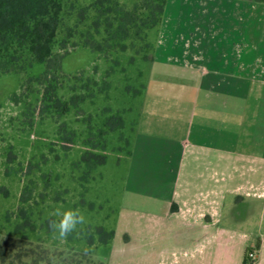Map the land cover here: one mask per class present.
<instances>
[{
	"label": "crops",
	"instance_id": "crops-1",
	"mask_svg": "<svg viewBox=\"0 0 264 264\" xmlns=\"http://www.w3.org/2000/svg\"><path fill=\"white\" fill-rule=\"evenodd\" d=\"M159 28L127 208L171 229L161 264H264V3L168 0Z\"/></svg>",
	"mask_w": 264,
	"mask_h": 264
},
{
	"label": "rangeland",
	"instance_id": "rangeland-1",
	"mask_svg": "<svg viewBox=\"0 0 264 264\" xmlns=\"http://www.w3.org/2000/svg\"><path fill=\"white\" fill-rule=\"evenodd\" d=\"M123 1L132 6L138 0ZM76 22L75 15L66 17L69 25ZM90 23L88 20L78 29L86 30ZM159 29L149 31L148 40L153 46ZM64 36L65 28L61 27L55 46V52L64 54L58 94L63 99L85 94L82 114L74 107L60 118L51 113L43 117L25 114L26 104H36L44 87L30 83L27 88V80L44 72L46 63L36 62L26 71H0V241L3 236L19 235L15 227L23 222L19 215L25 208L35 224V230L28 229L30 237L43 239L53 249L90 248L94 258L105 264H161L160 251L172 248L171 229L155 228L142 210L127 208L137 203L131 193L133 182L128 183L132 140L144 110L152 108L158 98V86L154 85L148 87L151 91L146 97L151 75L148 61L153 50L107 54L83 44L74 45L79 35L62 47ZM146 53L147 60L143 59ZM181 77L182 72H172V87L165 84L163 92L171 88L172 95L181 94ZM106 79L110 82L108 89L103 86ZM15 95L20 102L14 100ZM108 106L122 112L125 127L107 134V162L85 176V165L80 162L84 141L90 125L95 131L103 126ZM62 123L76 132L75 146L68 151L63 149L59 134ZM26 189L32 191V199L23 202ZM58 207L79 209L87 220L82 232L65 242L54 239L45 225L48 219H56L51 213ZM97 226L115 230L114 237L102 243L94 232ZM91 235L95 239L92 245L88 243Z\"/></svg>",
	"mask_w": 264,
	"mask_h": 264
},
{
	"label": "trees",
	"instance_id": "trees-1",
	"mask_svg": "<svg viewBox=\"0 0 264 264\" xmlns=\"http://www.w3.org/2000/svg\"><path fill=\"white\" fill-rule=\"evenodd\" d=\"M168 0H138L129 6L123 0H0V71H26L36 62L46 63L44 72L30 76V83L43 85L41 99L36 103H27L25 114L43 117L53 114L57 118L66 115L72 107L82 114L85 94L72 95L63 99L58 94V82L62 72L64 54L55 52L58 33L65 28L61 46L66 47L77 35L74 45L83 44L103 53L134 51L136 54L153 50L148 40L149 31L159 28L162 23ZM263 2L264 0H255ZM76 16L74 25L66 23V17ZM91 20L89 28L79 30V25ZM142 47H139V46ZM153 57V55H152ZM143 59H149L147 53ZM134 60V57L132 58ZM104 89L110 87L106 79ZM129 88V86H128ZM16 102H20L15 98ZM107 114L102 127L96 131L89 126L80 162L85 165V176L105 164L108 159L107 134L125 127V117L120 110L105 107ZM60 138L63 149L70 150L76 143V132L65 123L60 125ZM32 199V191L25 190L22 201ZM176 207L174 206V209ZM19 217L23 220L15 227L17 236H3L0 241V264H105L96 260L90 248H51L43 239L33 240L29 230H35L32 217L25 208L20 209ZM46 227L51 232L49 224ZM95 234L102 243H107L115 235V230L107 231L103 226L95 227ZM94 235L88 237V243L94 244ZM248 247L243 264H255L257 257L249 255L259 248Z\"/></svg>",
	"mask_w": 264,
	"mask_h": 264
},
{
	"label": "clouds",
	"instance_id": "clouds-1",
	"mask_svg": "<svg viewBox=\"0 0 264 264\" xmlns=\"http://www.w3.org/2000/svg\"><path fill=\"white\" fill-rule=\"evenodd\" d=\"M51 215L56 219L51 220L49 227L53 238L65 242L73 235H79L83 226L87 224L85 216L79 209L56 208Z\"/></svg>",
	"mask_w": 264,
	"mask_h": 264
},
{
	"label": "built area",
	"instance_id": "built-area-1",
	"mask_svg": "<svg viewBox=\"0 0 264 264\" xmlns=\"http://www.w3.org/2000/svg\"><path fill=\"white\" fill-rule=\"evenodd\" d=\"M249 255L251 256V257H253V258H256L257 257V250H252L250 253H249Z\"/></svg>",
	"mask_w": 264,
	"mask_h": 264
}]
</instances>
